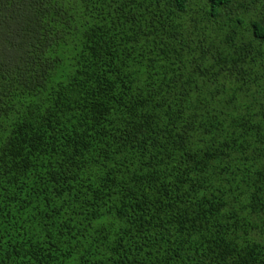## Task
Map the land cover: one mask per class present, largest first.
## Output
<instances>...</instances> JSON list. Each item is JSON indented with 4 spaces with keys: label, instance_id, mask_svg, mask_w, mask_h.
Here are the masks:
<instances>
[{
    "label": "trees",
    "instance_id": "trees-1",
    "mask_svg": "<svg viewBox=\"0 0 264 264\" xmlns=\"http://www.w3.org/2000/svg\"><path fill=\"white\" fill-rule=\"evenodd\" d=\"M0 264H264V0H0Z\"/></svg>",
    "mask_w": 264,
    "mask_h": 264
}]
</instances>
